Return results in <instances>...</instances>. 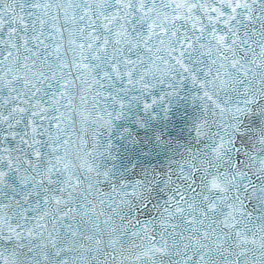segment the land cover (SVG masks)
<instances>
[{
	"label": "snow or ice",
	"instance_id": "snow-or-ice-1",
	"mask_svg": "<svg viewBox=\"0 0 264 264\" xmlns=\"http://www.w3.org/2000/svg\"><path fill=\"white\" fill-rule=\"evenodd\" d=\"M0 264H264V0H0Z\"/></svg>",
	"mask_w": 264,
	"mask_h": 264
}]
</instances>
